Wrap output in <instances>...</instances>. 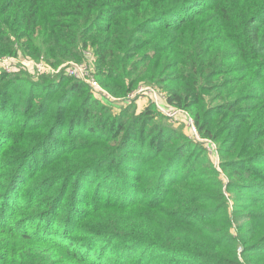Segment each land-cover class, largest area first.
<instances>
[{
    "label": "trees",
    "instance_id": "1",
    "mask_svg": "<svg viewBox=\"0 0 264 264\" xmlns=\"http://www.w3.org/2000/svg\"><path fill=\"white\" fill-rule=\"evenodd\" d=\"M151 1L0 0V32L18 39L26 33L40 36L42 43L50 42L44 55L50 52L54 58L64 44L74 43L57 29L54 19L72 17L71 31L77 34L72 38L77 42L92 32L105 33L101 42L108 47L98 52V57L106 62L110 48L137 40L145 25L135 22V17H143L141 11ZM226 1L163 0L164 6L153 14V21L168 28L187 27L201 22L207 13L213 16L208 24L220 30L232 24L238 49L233 64L240 66L239 71L260 74L264 71V0H233L232 5ZM188 37L195 38L192 33ZM176 41L168 56L185 55L194 63L197 53H206L192 55L184 51L180 36ZM158 52L163 50L155 54ZM211 55L207 52L203 63L207 77L216 64ZM240 59L243 63L238 65ZM158 74L156 81L164 82L162 73ZM63 76L34 83L47 93L33 107L27 103L25 119H18L19 105L14 97L0 102V264H161L163 261L156 258L164 253L176 254L179 260L190 258L188 264H264L263 178H249L250 170L245 168L236 173L240 180L236 181L228 171L231 165L221 163L227 188L245 184L255 195L248 225L242 217L228 212L219 173L208 208L166 199L170 186L185 175L178 178L183 159L179 154L189 148L190 140L171 138L173 129L155 121L151 124L154 134H146L144 123L153 119L148 109L134 114L131 106H125L114 115L103 99L96 102L81 90L87 86L80 80L59 87L47 123H40L42 118L31 123L32 117L46 110L42 102ZM151 79H155V72ZM78 92L81 100H89L98 112L90 113L82 105L67 111ZM167 93L166 102L179 109L200 103L187 87ZM190 97L192 101H188ZM18 120L20 124L14 125ZM194 122L202 138L199 140L217 139L206 120L195 115ZM32 125H38L40 133L31 138L23 135L15 139L17 132L9 133L5 128ZM250 160L264 163V149L257 150ZM194 191L186 193L191 202H204V193L196 199ZM174 202L188 211L165 208ZM255 221L259 226L254 230ZM233 226L239 230L242 261L236 250L228 253L230 259L210 246L212 232L233 240Z\"/></svg>",
    "mask_w": 264,
    "mask_h": 264
},
{
    "label": "rangeland",
    "instance_id": "2",
    "mask_svg": "<svg viewBox=\"0 0 264 264\" xmlns=\"http://www.w3.org/2000/svg\"><path fill=\"white\" fill-rule=\"evenodd\" d=\"M162 1L152 0L149 4H145L144 10L141 11L144 16L136 15L135 17V22L140 21V25H145L144 30L137 33L135 42L130 41L116 48H110L105 58L106 62H100L98 57V54L108 47L107 43L101 42L105 33L92 32L77 42L76 38H72L73 35L77 36L75 31H71L72 17L64 16L54 19L58 24L57 29L65 36H70V41H74L73 44H64L54 58L49 56L53 55L50 52H47L45 56L44 51L48 50L47 46H50V42L47 40L42 43L38 40L40 36H30L26 33L27 36L18 39L16 36L0 32V92H3L0 94V102L4 97L7 101L14 97L19 105L18 119L20 117L25 119L28 116L27 103L33 107L47 93L41 88H36L34 83L57 79L63 74L65 77L54 82L55 87L50 90L46 95V100L42 102L46 110L32 117L31 123L40 121L41 118L43 121L40 123H47V120L52 118L51 114L54 112L59 87L64 86L68 81L75 80L85 82L87 88L81 90L96 102L103 99L110 105L111 113L114 115L120 114V110L125 106H131L130 112L134 111V114L148 109L153 119L147 120V118V122L143 124L146 134H154L151 124L155 121L173 129L171 138L181 137V139L190 140L189 148L179 154L183 159L179 166L178 178L185 175L182 176V180L170 186L166 199L184 200L189 203V207L208 208L216 187L214 184L216 173H219L224 193L222 201L227 203L228 212H234L233 214L237 217H242L243 223L248 225L250 220L247 215L255 210L252 206L255 195L245 189V184L238 188L235 186L227 188V176L224 174L221 163L227 161L231 165L228 171L236 181H240L236 178V173L245 168L250 170L249 178L264 179V163L259 161L261 158L256 162L250 160L257 150L264 149V71L260 74L258 71L251 74L244 70L239 71L240 66L236 68V64H233L237 60L238 49L232 24H225L224 30H220L212 25L213 23L208 24L207 20H212L213 16H208L207 13L204 14L205 18L201 22H191L187 27L168 28L159 25L156 20L153 21V14L164 6ZM232 2L233 0H227L225 3L232 5ZM190 33L195 37L194 39L188 37ZM178 36L184 44L185 52L192 55L197 52L206 53H197L194 63L185 55L168 56L169 52L173 51L170 49L177 44ZM162 50L163 52L155 54L156 51ZM207 52H211L210 57L216 61V64L211 66L212 72L208 77L207 71L203 68ZM29 60L43 61L52 71L43 73L36 70L32 64L25 65V62ZM238 62V65L243 63L241 59ZM72 63L80 65L83 75L95 79L100 88H93L80 77L79 72L77 75L70 73L69 67ZM165 63H167L166 66ZM153 71L155 79L150 80ZM158 73H162L161 77H164V82L156 81ZM112 74L117 76H112ZM183 87L189 88L191 93L196 95L194 99L200 100V103L194 104L193 102L189 107L179 109L166 102L168 91ZM150 89L155 91V96L150 93ZM191 98H188V101H192ZM88 101L81 100L78 92L73 102H70L67 111L82 105L89 108L90 113L98 112V108L90 106ZM65 113L68 112L65 111ZM195 115L208 122L210 131L216 135L217 139L201 140L196 126L197 134L201 139L199 140L192 134L186 117H190L195 125ZM19 124V120L14 123V125ZM37 127L38 125L22 126L20 129L18 127L13 130L5 128L9 133L17 132L13 135L15 139H20L23 135L30 138L38 135L40 130ZM91 142L100 145L95 140ZM147 161L153 163V160ZM188 189H195L193 194L196 195V199L204 193L205 201L198 199L191 202L186 195ZM165 208L172 211L179 208V212L185 213L188 211L176 202ZM203 220L206 222V218ZM257 224L259 226L258 222L252 224L254 230ZM262 230H264V222ZM231 235L233 240L212 232L210 237L214 242H211L210 246L224 256L236 250L238 260L242 261L243 256L240 255L242 244L238 237L239 230L235 226L232 228ZM251 255L257 257L253 253ZM156 260L163 261L161 264H170V261H172L171 264L191 262L190 258L179 260L178 255L173 253L161 254Z\"/></svg>",
    "mask_w": 264,
    "mask_h": 264
},
{
    "label": "built area",
    "instance_id": "3",
    "mask_svg": "<svg viewBox=\"0 0 264 264\" xmlns=\"http://www.w3.org/2000/svg\"><path fill=\"white\" fill-rule=\"evenodd\" d=\"M33 65L34 68L40 72H49L52 71L49 67H47L45 65V63L43 61H33V60H29L27 62H25V65ZM69 71L70 73H75V75H77V73L79 72L81 74V78H83L84 81H86L87 83H89L93 88H100L99 83L93 79L91 76L90 77H86V75H83L82 73V69L80 67V65H78L77 63H72L71 66L69 67ZM150 93H152L155 96V91L150 89ZM157 106L160 107V105L157 103ZM162 110V109H161ZM164 111V110H162ZM187 118V122L189 124V128L190 131L192 132V134L196 137L199 138L197 131H196V127L192 121V119L190 117H186Z\"/></svg>",
    "mask_w": 264,
    "mask_h": 264
}]
</instances>
